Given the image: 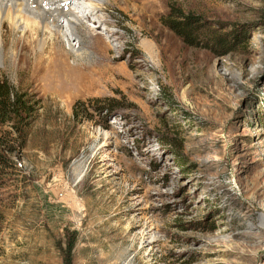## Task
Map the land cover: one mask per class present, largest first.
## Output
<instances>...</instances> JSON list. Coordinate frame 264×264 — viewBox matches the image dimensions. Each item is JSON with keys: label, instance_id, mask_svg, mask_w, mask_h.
<instances>
[{"label": "rangeland", "instance_id": "1", "mask_svg": "<svg viewBox=\"0 0 264 264\" xmlns=\"http://www.w3.org/2000/svg\"><path fill=\"white\" fill-rule=\"evenodd\" d=\"M92 1L66 9L100 50L61 34L46 71L4 27L0 80L39 106L0 264H264V0Z\"/></svg>", "mask_w": 264, "mask_h": 264}, {"label": "bare ground", "instance_id": "2", "mask_svg": "<svg viewBox=\"0 0 264 264\" xmlns=\"http://www.w3.org/2000/svg\"><path fill=\"white\" fill-rule=\"evenodd\" d=\"M69 1L71 0H0V49L3 51L5 47L6 32L4 33V27L6 26L11 29L14 35L20 31L22 33L19 39L13 40V51L15 48L17 50L22 42L25 43L28 36L29 38H27L31 39L29 42L32 43L30 47L22 46L21 50L22 52L29 50L35 58L36 64L45 67V71L49 70L52 64L51 62L44 63L43 57L57 53L55 45L59 44L61 34L68 39L70 49L75 53H83L71 44L75 40L80 43L82 50L84 49L82 43L84 44L86 40L90 41L93 49H99L95 42L98 37L93 35L89 29L87 30L82 20L77 14L75 15V12H72V9H66ZM77 2L75 11L78 13L83 6H87V10L92 14L100 9L99 5L92 0H77ZM64 22L65 25L60 26V23Z\"/></svg>", "mask_w": 264, "mask_h": 264}, {"label": "trees", "instance_id": "3", "mask_svg": "<svg viewBox=\"0 0 264 264\" xmlns=\"http://www.w3.org/2000/svg\"><path fill=\"white\" fill-rule=\"evenodd\" d=\"M178 16L176 14L175 17ZM186 20L183 23H171L169 28L182 37L188 46L195 47L199 43L200 29L196 25L199 20L192 16L186 17ZM227 38L229 36L219 38L218 46L225 45ZM234 40L237 38L234 37ZM38 106L39 103H33L27 93L15 89L5 80H0V187L13 182L12 177L21 175L13 158L21 156L27 147L29 131L35 122ZM3 219L0 211V222Z\"/></svg>", "mask_w": 264, "mask_h": 264}]
</instances>
